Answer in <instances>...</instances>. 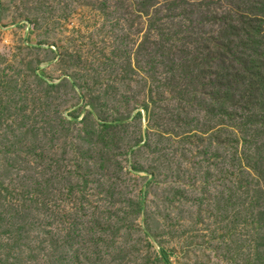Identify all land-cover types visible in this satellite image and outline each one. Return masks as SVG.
Here are the masks:
<instances>
[{
	"label": "rangeland",
	"instance_id": "374dc122",
	"mask_svg": "<svg viewBox=\"0 0 264 264\" xmlns=\"http://www.w3.org/2000/svg\"><path fill=\"white\" fill-rule=\"evenodd\" d=\"M264 264V0H0V264Z\"/></svg>",
	"mask_w": 264,
	"mask_h": 264
},
{
	"label": "trees",
	"instance_id": "16d2710c",
	"mask_svg": "<svg viewBox=\"0 0 264 264\" xmlns=\"http://www.w3.org/2000/svg\"><path fill=\"white\" fill-rule=\"evenodd\" d=\"M164 258H165L164 261H165L166 264H171L166 257H164Z\"/></svg>",
	"mask_w": 264,
	"mask_h": 264
}]
</instances>
